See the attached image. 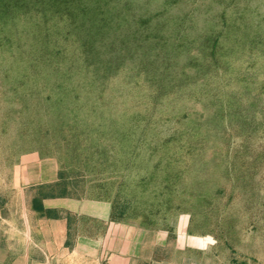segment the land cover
Segmentation results:
<instances>
[{"label": "trees", "instance_id": "obj_1", "mask_svg": "<svg viewBox=\"0 0 264 264\" xmlns=\"http://www.w3.org/2000/svg\"><path fill=\"white\" fill-rule=\"evenodd\" d=\"M179 1L163 0L165 7L151 14L145 2L137 0H0V103L4 98L15 103L3 112V131L23 116L28 98L52 99L44 128L54 137L62 178L98 180L99 196L112 198L114 218L149 230H168L170 243L156 252L166 260L171 259L176 239L166 221L179 212L190 214L189 234L212 235L231 253L237 252L228 219H216L226 188L218 183L215 163L221 157L214 147L207 153L201 146L210 131L198 125L192 132L175 131L151 144L148 125H143L150 112L132 104L142 96L130 86L132 80L141 87L142 72L154 67L143 51L152 34L146 29L152 22L156 27L177 24L181 31L192 12L168 10ZM221 16L222 29L207 37L210 54L216 62L226 56L222 65L229 67L233 53L249 51L246 74L239 67L237 79L244 82L243 93L256 90L254 98L260 99L264 80L254 85L256 73L249 74V68L260 61L259 69L264 70V50L257 57L253 51L261 34L249 20L237 23L225 11ZM156 17L158 22H153ZM226 26L233 27L230 45L222 39ZM198 58L195 61L203 67ZM152 80L159 82L157 77ZM255 99L248 105L241 99L232 105L229 99L232 106L227 105L234 125L248 134L257 126L250 110ZM231 262L248 264L234 256Z\"/></svg>", "mask_w": 264, "mask_h": 264}, {"label": "rangeland", "instance_id": "obj_2", "mask_svg": "<svg viewBox=\"0 0 264 264\" xmlns=\"http://www.w3.org/2000/svg\"><path fill=\"white\" fill-rule=\"evenodd\" d=\"M137 2H145V7L151 14L165 7L163 0ZM168 8L171 12H192V16L187 19L186 26L178 32L177 24H160L156 27L155 23H150L151 26H148L146 32L152 34L145 42L143 51L154 67L149 70L146 68V71L142 72L143 80L139 82L141 87L136 86V78L132 80L130 86L142 93V96L133 99L132 104L136 109L150 112L143 125H148L147 140H153L150 141L151 144L175 131L192 132L198 125H202L203 132L210 131L209 139L201 146L206 147L204 151L207 153L214 147V152L221 157L222 160L215 163L218 164V183L226 188L222 198H219L216 219H228L226 224L235 236L233 245L237 252L231 253L223 242H219V239L212 235H201L198 232L189 234L190 214L179 212L166 221L173 226L176 233V239L172 241L174 250L167 264H234L231 262L232 256L239 260L245 259L248 264H264V89L260 93V99H255L254 93L257 91L254 90L250 95L243 93L244 82L237 79L240 75L236 73L238 68L241 67V72H246L248 68L249 51L233 53V60L229 58L232 64L225 67L222 64L226 56H219V61L216 62L210 54L211 41L207 38L222 29L221 13L225 11L228 17L234 16L237 23L249 20L254 27L257 26L261 36L256 37L257 43L255 42L253 51L256 57L262 55L264 0H180ZM243 12L244 18H240ZM157 19L156 17L152 21L158 22ZM226 27L228 30L222 39L230 45L233 27ZM138 55L137 53L135 58ZM197 57L200 63H204L203 67L195 61ZM260 57L264 60L263 55ZM259 63L249 68V74L255 72L253 81L255 79V82L258 80L261 83L264 80V70L259 69ZM171 76L174 77L171 79ZM155 77L159 80L158 83L152 80ZM161 78L166 79L160 81ZM158 84L163 86L158 89ZM237 98L241 99L243 104L247 102L246 105L255 99L256 105L250 110L254 112L252 115L257 119V126L249 134L234 125V119L227 107L230 105L229 99L233 105L238 101ZM5 100L4 98L3 103H0V122L4 118L3 112L15 105L14 102H4ZM51 100L43 97L28 98L23 118L29 115L36 125L44 127L50 116L47 111L52 106ZM146 146L147 144L143 145ZM237 152H240V155L236 154ZM235 155L237 159L233 160ZM225 166L228 172L223 174L222 169L226 170ZM132 175H135V170ZM196 251H202V254Z\"/></svg>", "mask_w": 264, "mask_h": 264}, {"label": "crops", "instance_id": "obj_3", "mask_svg": "<svg viewBox=\"0 0 264 264\" xmlns=\"http://www.w3.org/2000/svg\"><path fill=\"white\" fill-rule=\"evenodd\" d=\"M33 123L0 127V264H167L169 231L114 218L98 180L62 178L47 122Z\"/></svg>", "mask_w": 264, "mask_h": 264}]
</instances>
